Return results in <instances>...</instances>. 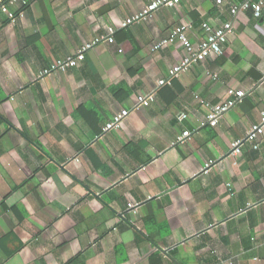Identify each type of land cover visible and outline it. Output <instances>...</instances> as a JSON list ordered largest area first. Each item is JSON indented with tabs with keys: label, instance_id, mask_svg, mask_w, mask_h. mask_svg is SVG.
Listing matches in <instances>:
<instances>
[{
	"label": "crops",
	"instance_id": "1",
	"mask_svg": "<svg viewBox=\"0 0 264 264\" xmlns=\"http://www.w3.org/2000/svg\"><path fill=\"white\" fill-rule=\"evenodd\" d=\"M150 1L31 0L16 23L1 15L0 205L13 192L0 264H264V135L234 152L264 110V13L181 0L122 25ZM227 22L221 55L170 77L185 44L156 42L188 24L198 45L204 23ZM87 43L80 65L38 76Z\"/></svg>",
	"mask_w": 264,
	"mask_h": 264
},
{
	"label": "built area",
	"instance_id": "2",
	"mask_svg": "<svg viewBox=\"0 0 264 264\" xmlns=\"http://www.w3.org/2000/svg\"><path fill=\"white\" fill-rule=\"evenodd\" d=\"M181 0H151L143 7L141 13L135 15L131 19L123 22V26H128L132 22L147 19L152 13L161 7L175 6ZM221 2V0H219ZM31 0H0V17L6 15L11 23H16L19 17L24 16L25 7L29 5ZM252 9L255 16H261L264 13V0H246L241 5L233 7V12L238 9ZM203 26L207 30L205 38L198 44L193 45L188 39V24H182L174 28L167 37L161 38L156 42L154 49H159L172 42L180 41L185 44V50L182 60L169 69L170 77L179 75L194 64L202 63L208 58H216L224 51L228 36L232 31V24L227 22L216 29H212L207 23ZM113 41V37L105 38ZM92 43H87L78 49L77 53L62 58H57L44 70L39 73V77H44L52 74L60 69L78 66L85 58V52L91 48ZM170 83L169 78H162L159 84ZM156 93L146 95L141 98V104L148 106L152 100L155 99ZM242 91L236 92V98L224 101L218 104L210 105V111L207 115L208 123L217 125L220 119L229 111L234 105L241 102L244 98ZM128 116L127 110H122L116 114L113 119L107 122L104 126V131L112 128H118L122 125L123 120ZM264 135V110L260 113L259 121L254 124L244 139L238 140L234 144V152L239 153L241 146L247 141H260ZM256 144H259L258 142ZM213 163L214 161H210Z\"/></svg>",
	"mask_w": 264,
	"mask_h": 264
},
{
	"label": "trees",
	"instance_id": "3",
	"mask_svg": "<svg viewBox=\"0 0 264 264\" xmlns=\"http://www.w3.org/2000/svg\"><path fill=\"white\" fill-rule=\"evenodd\" d=\"M0 95H2V93H1V91H0ZM15 190V189H14ZM13 191H11L8 195H6L5 197H4V199L2 200V202H1V205H0V208H1V210H5L8 206H7V198L9 197V195L12 193Z\"/></svg>",
	"mask_w": 264,
	"mask_h": 264
}]
</instances>
